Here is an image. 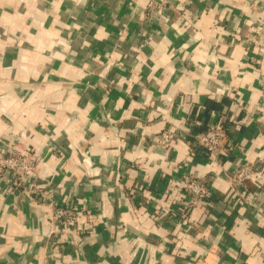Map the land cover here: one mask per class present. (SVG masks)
Masks as SVG:
<instances>
[{"label": "crops", "instance_id": "obj_1", "mask_svg": "<svg viewBox=\"0 0 264 264\" xmlns=\"http://www.w3.org/2000/svg\"><path fill=\"white\" fill-rule=\"evenodd\" d=\"M216 122L238 148L224 166L188 144ZM167 129L175 151L157 146ZM12 148L36 154L54 202L84 210L52 234L47 206L0 183V264H264L263 172L253 205L226 201L213 178L188 230L161 213L180 187L165 178L264 157V12L256 0H0V156Z\"/></svg>", "mask_w": 264, "mask_h": 264}, {"label": "built area", "instance_id": "obj_2", "mask_svg": "<svg viewBox=\"0 0 264 264\" xmlns=\"http://www.w3.org/2000/svg\"><path fill=\"white\" fill-rule=\"evenodd\" d=\"M256 2L261 11L264 12V0H256ZM188 134L192 133L186 128V135ZM192 138L191 143L188 142L190 147L203 152L210 163L224 166L230 161L231 152L238 149L231 140L229 132L219 122L207 127L204 131L194 132ZM178 139L179 134L177 131L167 129L157 136V146L169 152L175 151L177 150ZM39 163L36 154L27 148L23 150L8 149L5 156H0V168L5 173L0 179V183L3 182V186L13 194L22 193L32 201L47 206L51 222L49 232L66 237L67 234L71 233V228L76 225L78 216L84 208H78L66 201H62L60 205L54 202L52 192L54 189L50 181L40 176ZM261 172L264 173V157L258 153L254 161L239 160L234 167H231V169L224 168L219 174L212 173L202 176L190 170L187 174H183L178 178L169 176L165 178V182L174 181L179 183L180 187L177 193L172 191L169 193L171 204L169 203V206L161 209V213L168 214L170 212L180 216L181 227L188 230L193 223L191 217L193 209L202 204L209 206L213 204L212 200L215 194L212 185L213 178H220L227 183V192L223 194L226 201L235 200L237 205L240 204L239 206L253 205L255 204L253 199L257 197L263 188V182L258 180ZM248 182H253L255 185L254 191H247ZM163 191L164 187L161 195L159 197L155 196L156 202L163 197L165 193ZM176 196L181 197L177 199ZM172 206H175V208Z\"/></svg>", "mask_w": 264, "mask_h": 264}]
</instances>
